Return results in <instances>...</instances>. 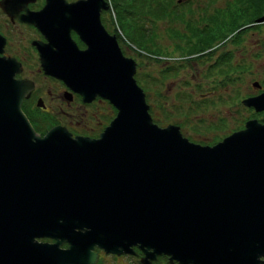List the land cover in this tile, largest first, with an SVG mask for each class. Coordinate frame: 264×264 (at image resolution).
Returning <instances> with one entry per match:
<instances>
[{
  "label": "water",
  "instance_id": "water-1",
  "mask_svg": "<svg viewBox=\"0 0 264 264\" xmlns=\"http://www.w3.org/2000/svg\"><path fill=\"white\" fill-rule=\"evenodd\" d=\"M106 7L45 0L27 16L47 39L36 44L43 71L116 109L97 138L59 125L35 133L17 63L0 56V264H92L95 246H137L143 264L160 253L177 264H264V123L205 145L152 122L134 60L100 24ZM244 103L264 110V91ZM14 214L24 223L11 226Z\"/></svg>",
  "mask_w": 264,
  "mask_h": 264
},
{
  "label": "flooded vegetation",
  "instance_id": "flooded-vegetation-1",
  "mask_svg": "<svg viewBox=\"0 0 264 264\" xmlns=\"http://www.w3.org/2000/svg\"><path fill=\"white\" fill-rule=\"evenodd\" d=\"M64 1L73 2L74 0ZM190 1L191 0H175V3H172V1L166 3L167 7L165 12L168 15L155 18H165L168 22L169 25L164 32L166 33L165 38L162 36V38L157 41L156 38L160 32L154 28H148L147 30L150 40L160 45V47L169 46L171 49L169 52H171V54L177 48H184L187 51L185 55L172 54L168 56L166 59L169 60H165L162 64L163 66L164 64H167L168 67L174 66L173 69L177 66L181 68L183 63H178L179 60L181 61L185 59L187 63H190L195 62L196 60L197 62H201L202 59H207L205 62L206 65L201 64L199 67L197 65L187 67L188 73L200 76L201 79L213 78L221 80V83L224 80L222 83L223 88L224 83L230 85V92L224 97L220 96L218 93L214 95V98L218 102L222 101V105H224L225 108H228L227 114L229 120H224L223 116H217V119L213 123L205 126L208 133H210L209 137H212L211 140L206 141L205 143L212 144L222 136L240 129L242 127L241 124L247 119H256L257 121L264 122L263 110H255V108L250 105L242 104V100L245 96L247 98L253 97L264 91V79L262 81L256 79L247 82L246 88L248 90L247 92H244L240 87L242 76L249 69V67L245 66L246 63H243L244 70L242 71L240 60L228 59L229 54L227 51H224L223 54L220 53L216 58H213L215 56L214 51H216L218 47L225 46L227 43L231 46L238 44L239 47L242 45L241 41L244 38L256 40L255 43H258L256 36L252 34L257 32L258 27L261 29L264 27V19H260V17L264 16V0H248V2L239 3L241 5L240 12L228 8L230 0L225 1L224 7H216V4H214L215 0H213L212 5H210L211 0H200L201 7H190ZM196 1L198 2L199 0ZM44 4L45 0H3V10L1 11L5 16L0 15V36L3 39L0 56L14 60L15 63L18 62L16 64L17 70L13 73V78L19 79L25 84V94L21 97L20 109L27 117L31 112H38L39 122H37L35 126H33L29 117L28 120L32 128L39 134L44 133L53 125H59L63 126L72 136L80 135L88 138H97L99 133L115 114V108L107 99L98 95H94L92 98L84 100L79 92L74 91L62 79L43 71L40 65L39 51L37 50L38 47L36 44H45L47 43V39L33 21L28 20L29 18H27V16L29 12L35 13L39 11ZM246 5L251 6L252 13L260 9V12L258 13L259 16L255 15L247 22L238 23L240 16H243V9H245L244 7ZM1 11L0 14L2 13ZM99 15L100 20L103 23L102 26H104V29L110 34L111 32L104 25V22L106 21L105 10H100ZM22 26H26L29 29L32 33L31 37L26 38L25 36H22L18 39H14L13 35L16 31H21ZM248 27L251 28L249 29ZM240 29H242V32L245 31L243 35L233 34ZM67 33L78 49L85 48L84 42L78 38L73 29H68ZM11 34L12 38L10 36ZM9 37L11 39H9ZM231 53L232 52L230 51V55ZM226 55H228V57ZM172 56L173 58L175 57L176 60L171 58ZM148 60L150 59H143L142 61L144 63ZM26 63H28V68H26ZM157 65L160 64L157 63ZM189 68H192V70L190 71ZM31 73H33V78L31 77ZM224 74L226 75L225 79ZM219 83L220 82H217V84ZM198 84L199 82H197L195 86L202 85V83ZM214 85H216V83ZM213 87L211 89L212 91H214ZM216 91L217 90L215 89V92ZM199 95L202 94L199 92ZM188 98L192 100L190 92L187 94V99ZM58 102H65L66 104L75 102L78 104L79 112L81 113L80 118H82V115L87 116L85 120L82 121L83 123H88L89 121L87 118H90L95 114V111L92 110V105L101 108L100 111L103 114L107 112V116L104 115V117L106 116L105 119H98L96 121V129L94 131L82 133L76 130L75 125L71 123L72 120L67 116V114H69L68 111L66 114L64 109L59 106ZM56 106L59 108L57 116L55 114L52 115L54 112L51 113L52 108L54 109ZM102 108H105L106 110ZM148 112L150 116H152L149 104ZM62 114L67 118L66 120H62ZM196 120L203 121V119L200 118H197ZM169 123L178 126L182 135L189 138L186 134V130L182 128L178 121H171ZM177 123L179 125H177ZM39 124L40 126H38ZM214 126L223 127L225 133L223 135L215 136L216 131L212 128ZM189 139L192 140V138ZM100 251V249H96L97 259L101 256ZM125 254L134 255L137 258L141 255L136 246H132L131 253ZM109 255L116 259L124 254L110 253ZM159 258L160 256L156 257V260H153L152 264L157 262Z\"/></svg>",
  "mask_w": 264,
  "mask_h": 264
},
{
  "label": "rangeland",
  "instance_id": "rangeland-1",
  "mask_svg": "<svg viewBox=\"0 0 264 264\" xmlns=\"http://www.w3.org/2000/svg\"><path fill=\"white\" fill-rule=\"evenodd\" d=\"M108 1L110 2L109 8L113 10L111 14L113 15V17H115L114 9L111 7L112 0H108ZM171 1L172 3H175V0H171ZM225 1L226 0H215L214 4H216V7H224ZM196 2H197L196 0H191L190 7H201V1L199 0L197 3ZM242 2H248V0H230L228 3V8L230 10L240 12L241 5L239 3ZM212 4H213V0L210 1V5ZM2 7H3V0H0V11L3 10ZM244 8L245 9H243V16H240L238 23L247 22L251 17L258 15V13L260 12L259 9L258 11L252 13V8L250 5H246ZM0 15L1 16L4 15L3 12ZM108 17L110 18L109 15ZM135 21L136 24L142 29L148 27L150 29L154 28L155 30L160 32L157 35L156 38L157 41H159L162 38V36H164L165 38L166 33L164 32L166 27H168L169 25L168 22L165 20V18L155 19L149 14H144L140 12L136 16ZM104 25L110 32H114L115 27L117 26L116 24L111 25L109 19L107 18L106 21L104 22ZM117 28L120 31L121 37L123 39H126L121 29L119 27ZM248 28L250 29L251 27ZM244 33L245 31L242 32V29H240L233 34L243 35ZM31 35L32 33L29 31V29L26 26H22L21 31H16V33L13 35V38L18 39L22 36L28 38L31 37ZM252 35L256 36L258 41L257 44L255 43L256 40L245 39V38L242 39L241 41L242 45L239 47L238 44L231 46L227 43L225 46L218 47L217 50L214 51L215 56L213 57L216 58L217 55H220V53L223 54L224 51H227L229 54V57L228 55H226L228 59L231 60L235 59L237 61L240 60L242 71L244 70L243 63H246L245 66L249 67V69L242 76L241 87H240L244 92H247L248 90L246 88L247 82L256 79H260L262 81L264 79V27H262V29L258 27L257 32L253 33ZM10 36L12 38V34ZM11 38L9 37V39ZM124 42L128 44L127 41ZM125 43L118 41V45L120 47V50L123 52V54L129 56L135 62L136 68L133 77L136 78L135 81L140 80L141 83L139 81H137L136 83L143 89L145 93L144 95L145 101L150 105L152 111V117L155 120H157V124L163 125L167 122L178 121L181 124L182 128L186 130L187 136L189 138H192L193 141L197 140V141L206 142L211 140L212 137H209L210 133H208L207 128L205 126H207L210 123H213L217 119V116H223L224 120H229L227 114L228 108H225V106L222 105L223 103L222 101L218 102L214 98V95L218 93L220 96L224 97L227 93L230 92L229 89H231V87L230 85H227V83H224V88H223L222 83L224 82V80L221 83V80H217L213 78L201 79L200 76L192 75L188 73L187 67H190L192 65L195 66L197 65L199 67L201 66V64L206 65L205 62L207 61V59H202L201 62H197L196 60L195 62H190V63H187L185 59L181 61L179 60L178 63L179 62L183 63L181 68L177 66L179 70L177 69V67H175L171 72L164 73L162 72L163 62L150 59L143 63L142 60L145 58L137 55L134 51L129 50L132 47L127 49ZM166 48H169V46L164 47L162 49H166ZM230 51L232 52L231 55H230ZM170 55L172 54H168V55L164 54L157 57H160L163 60H169L166 58H168V56ZM171 58H173V56ZM173 59L176 60L175 57ZM157 63L160 65H157ZM28 67H29L28 63H26V68ZM189 70L191 71L192 68H189ZM224 76L223 77L225 79L226 75L224 74ZM31 77L33 78V73H31ZM197 82H199V84L202 83V85L195 86ZM217 82L220 83L217 84ZM215 83L216 85H214ZM212 87L214 91L211 90ZM215 89L217 90L216 92ZM189 92L192 95V100H190V98L187 99V94ZM199 92L202 95H199ZM246 98L247 97L245 96L244 99ZM244 99L242 100V102H244ZM58 103L59 106L64 109L65 113L68 111L69 114L67 113L66 114L69 117V119L72 120L71 123L75 125L77 131L82 133L94 131L96 129V124H97L96 121L98 119L99 120L105 119V117L107 116V112L103 114L100 111L101 108H97L94 105H92V110L95 111L94 112L95 114L92 115V117L87 118L89 121L88 123H83L82 121L85 120L87 116L82 115V118H80L81 113L79 112L78 104H76L75 102L70 104H66L65 102L64 103L58 102ZM102 109L106 110L105 108ZM58 110L59 108L57 106L54 109L52 108L51 113L54 112L52 113V115L55 114L57 116L59 113ZM104 115L106 116L104 117ZM108 116H109V112H108ZM28 117L31 123L33 124V126H35V124L39 122L38 112H31L28 114ZM28 117L26 116L27 120ZM197 118L203 119V121L196 120ZM66 119L67 118L62 114V120H66ZM177 125L179 124L177 123ZM38 126H40V124ZM212 128L215 129L216 131L215 136L223 135L225 133V129L223 127L214 126ZM100 253H101V257L99 256L100 258L98 259V261L96 259V261L93 264H141L139 261L140 258H137L134 255L124 254L114 259V257L109 254L107 255L106 253H103L101 251ZM165 255L166 254L160 255V258L154 264H172L171 262H168V257L167 255L166 256Z\"/></svg>",
  "mask_w": 264,
  "mask_h": 264
},
{
  "label": "trees",
  "instance_id": "trees-1",
  "mask_svg": "<svg viewBox=\"0 0 264 264\" xmlns=\"http://www.w3.org/2000/svg\"><path fill=\"white\" fill-rule=\"evenodd\" d=\"M170 2L171 0H112L111 7L114 9L115 17L110 20V23L111 25L116 24V27L121 29L127 41L135 46V49H132L126 44L127 49L130 48L129 50L134 51L137 55L145 59H154L160 62L165 61L157 56L171 54V52H169L171 49H162L164 47H160V45L152 42L148 34V27L142 29L136 24L135 19L140 12L149 14L153 18L168 15L165 9L167 7L166 3ZM143 52H145V54ZM186 52L184 48H177L172 54L185 55ZM162 67V72H169L170 69L167 64H164V66L162 65ZM137 81L140 82V80Z\"/></svg>",
  "mask_w": 264,
  "mask_h": 264
},
{
  "label": "bare ground",
  "instance_id": "bare-ground-1",
  "mask_svg": "<svg viewBox=\"0 0 264 264\" xmlns=\"http://www.w3.org/2000/svg\"><path fill=\"white\" fill-rule=\"evenodd\" d=\"M19 216H21L20 214H14V216L12 217V219L10 220V225L11 226H16L17 224H19V223H24V220H22V219H20L19 218ZM27 221V220H26ZM13 240H14V242H16V241H18V237L15 239V238H13ZM9 242V241H8ZM10 243H12L11 241H10ZM11 245V244H10ZM21 252L19 251V253L18 254H20ZM48 264H50V263H48ZM54 264V263H53Z\"/></svg>",
  "mask_w": 264,
  "mask_h": 264
}]
</instances>
